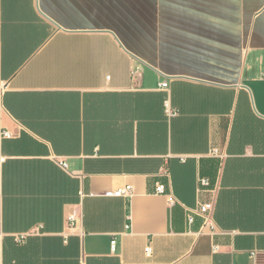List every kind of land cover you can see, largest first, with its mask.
Here are the masks:
<instances>
[{
	"label": "crops",
	"instance_id": "obj_1",
	"mask_svg": "<svg viewBox=\"0 0 264 264\" xmlns=\"http://www.w3.org/2000/svg\"><path fill=\"white\" fill-rule=\"evenodd\" d=\"M0 155V264H264V0H0Z\"/></svg>",
	"mask_w": 264,
	"mask_h": 264
},
{
	"label": "built area",
	"instance_id": "obj_2",
	"mask_svg": "<svg viewBox=\"0 0 264 264\" xmlns=\"http://www.w3.org/2000/svg\"><path fill=\"white\" fill-rule=\"evenodd\" d=\"M166 87H167V85L165 83L161 84V88H166ZM166 108H167V106H166ZM166 110H167V112H168V114L170 116L174 115V112H172L168 108ZM10 137H11V135L8 132H1V138L2 139L3 138L4 139L5 138H10ZM214 153H216V152H214ZM4 161H5V158L0 155V168H1V166H2ZM201 184L203 186H206L208 184V182L206 180H201ZM131 194H132L131 186H126L124 188L116 190L113 195L116 196V197H125V196H130ZM155 194L164 195L165 194L164 187L162 185H157L156 188H155ZM174 204H175L174 200H169L168 201V205L169 206H173ZM211 210H212V205L211 204L201 205L196 210L187 209L186 211H187V221H188V223L191 224L193 222V217L195 215H198V216H201L202 218H204V222H205L206 226L208 225V226L211 227L212 226V222H211V220L208 217V214H209V212ZM69 222H70L71 225L74 224V222H75V215L74 214L70 215ZM114 247H115V241H113L111 243L112 250L114 249ZM150 251L151 250H150L149 247L146 248L145 249V254L147 256H149L150 255Z\"/></svg>",
	"mask_w": 264,
	"mask_h": 264
}]
</instances>
